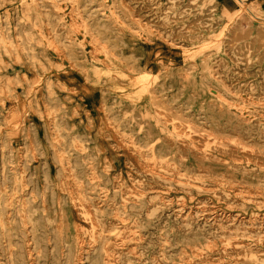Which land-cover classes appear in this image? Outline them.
Returning a JSON list of instances; mask_svg holds the SVG:
<instances>
[{
	"label": "rangeland",
	"instance_id": "rangeland-1",
	"mask_svg": "<svg viewBox=\"0 0 264 264\" xmlns=\"http://www.w3.org/2000/svg\"><path fill=\"white\" fill-rule=\"evenodd\" d=\"M172 1L0 0V264H264V0Z\"/></svg>",
	"mask_w": 264,
	"mask_h": 264
},
{
	"label": "bare ground",
	"instance_id": "bare-ground-1",
	"mask_svg": "<svg viewBox=\"0 0 264 264\" xmlns=\"http://www.w3.org/2000/svg\"><path fill=\"white\" fill-rule=\"evenodd\" d=\"M240 1V0H239ZM175 4H180V0L179 1H175V2H170V4H169V6H170V8L172 9L174 6H175ZM177 9H179V11H181V9L180 8H177ZM250 12V14H251V17H253L254 19H257V20H259V23L257 24V25H255V26H253V27H255V28H253L254 29V33H255V37H256V39H259V41H261V42H264V14H263V11H262V9H261V6H258L257 7V9H255L254 8V10H253V12L252 11H249ZM205 17H206V19H208L209 18V16H210V10L209 9H207L206 11H205ZM207 15H208V17H207ZM112 18V17H111ZM134 18V17H133ZM110 21V20H109ZM112 21V20H111ZM110 21V22H111ZM132 21V20H131ZM113 22V21H112ZM248 34V29H243V28H241L240 26H235L234 27V29H233V31H232V36H234V37H240V36H244V35H247ZM236 51H238V52H240V53H242V55H241V57H243V58H246L247 60L249 59V53H248V49L246 48V47H244V46H242V48H239V49H235ZM248 54V55H247ZM83 186V185H82ZM135 189V188H134ZM76 194V193H75ZM83 195V194H82ZM112 197V196H111ZM139 200V199H138ZM73 202L76 204V205H78L79 206V212H80V216H81V218H83V219H86V220H88V221H90V222H97L96 220H97V210H98V208L96 207V206H94V205H91L90 207H87L86 205H85V200L83 199V198H81V197H76V198H74L73 197ZM25 209V208H24ZM120 211V210H119ZM102 212V211H101ZM103 213V212H102ZM122 214V213H121ZM59 216H61V215H59ZM124 219V218H123ZM25 221V220H24ZM235 226H237L238 227V225H235ZM247 226H250V224L249 225H247ZM0 227H1V230H4V228H2V223L0 222ZM108 227V226H107ZM135 228V227H134ZM60 229H61V227H60ZM99 234V232H94L93 234H92V236H97ZM101 239V238H100ZM106 239V238H105ZM235 248H237V249H239V248H241V247H239V246H234ZM105 249H108V247L106 248V247H104ZM101 253V252H100ZM245 264H249V262H245Z\"/></svg>",
	"mask_w": 264,
	"mask_h": 264
}]
</instances>
